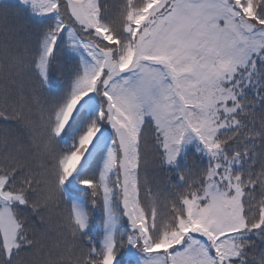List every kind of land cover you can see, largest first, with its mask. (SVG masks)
Returning <instances> with one entry per match:
<instances>
[{"label":"snow or ice","instance_id":"6c2138e0","mask_svg":"<svg viewBox=\"0 0 264 264\" xmlns=\"http://www.w3.org/2000/svg\"><path fill=\"white\" fill-rule=\"evenodd\" d=\"M0 264H264V0H0Z\"/></svg>","mask_w":264,"mask_h":264},{"label":"trees","instance_id":"16d2710c","mask_svg":"<svg viewBox=\"0 0 264 264\" xmlns=\"http://www.w3.org/2000/svg\"><path fill=\"white\" fill-rule=\"evenodd\" d=\"M51 235H52L53 237H55L56 233H55V232H53V233H51Z\"/></svg>","mask_w":264,"mask_h":264}]
</instances>
